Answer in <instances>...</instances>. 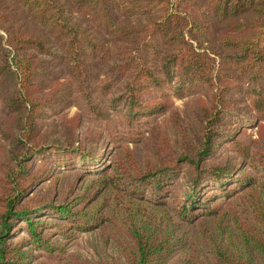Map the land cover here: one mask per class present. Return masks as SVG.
Here are the masks:
<instances>
[{"label":"trees","instance_id":"1","mask_svg":"<svg viewBox=\"0 0 264 264\" xmlns=\"http://www.w3.org/2000/svg\"><path fill=\"white\" fill-rule=\"evenodd\" d=\"M72 108L104 124L97 141L58 120ZM166 114L170 132L147 128ZM250 116L264 123V0H0V264H171L180 251V264H264ZM116 192L152 213L121 220ZM94 230L123 261L66 255L62 241Z\"/></svg>","mask_w":264,"mask_h":264},{"label":"rangeland","instance_id":"2","mask_svg":"<svg viewBox=\"0 0 264 264\" xmlns=\"http://www.w3.org/2000/svg\"><path fill=\"white\" fill-rule=\"evenodd\" d=\"M197 98H199V100H202V96H195L185 100H178V98L174 97L173 101L175 105V110L179 113L182 112L187 106H192L195 103L193 102V100ZM235 108L241 110L242 115H244L245 112L250 111V107L245 98L242 99L235 106ZM79 113L81 112L77 110V108H72L70 110L65 111L61 116H59L58 120H60L63 125H66L67 128H71V126L75 125L79 126L80 132L84 137H89V139L94 138L95 141H97L99 134H101L100 132H102V130L104 129V124L101 122H95L94 120H83L82 117H80L79 120ZM113 117L114 118H112L111 121L112 124H121V117L118 114H115ZM167 118L168 114L156 117L154 119H150L147 128L151 130L154 127L160 131L170 132L171 130L168 125ZM249 119L250 121L243 125V127L240 129L241 134L244 135L247 139L250 138L251 140L259 142L260 144H264V123H254L252 120V116H250ZM109 139L110 138H107L106 135L102 133V137L101 139H99L100 145L107 142ZM109 148L111 147H108V149ZM137 150L138 152L142 153L141 148H137ZM5 159L6 146L0 139V162H4ZM109 201V207L113 212L117 214V216L121 220H136L134 215L142 209L144 210V216L150 212L152 213L150 206H148L147 204L141 205V203L137 202L134 199H131L129 196L122 192H116ZM143 215L140 214L138 216V219L141 220L143 218ZM23 236V234H19L17 239ZM61 244H63L65 250H67V256H79L80 258L94 262L104 260L109 257H114L120 261H123V258L119 253L116 245L114 243H109L106 245L99 231L94 230L91 232L77 233L73 240L68 242L62 241ZM38 255L41 256L42 259L46 257L44 253H38ZM186 257L187 253L184 251H180L172 255L169 261L171 264H180L186 259ZM256 262V264H261L259 260H257Z\"/></svg>","mask_w":264,"mask_h":264}]
</instances>
